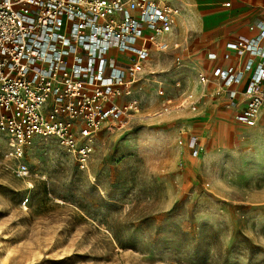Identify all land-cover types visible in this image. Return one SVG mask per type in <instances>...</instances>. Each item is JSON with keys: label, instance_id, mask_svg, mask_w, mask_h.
Wrapping results in <instances>:
<instances>
[{"label": "rangeland", "instance_id": "obj_1", "mask_svg": "<svg viewBox=\"0 0 264 264\" xmlns=\"http://www.w3.org/2000/svg\"><path fill=\"white\" fill-rule=\"evenodd\" d=\"M183 1L163 2L181 17ZM175 35L182 48L146 64L142 116L99 130L86 169L44 137L28 178L0 166V264H264V119L237 124L211 100L156 114L161 90L171 107L205 92L193 30Z\"/></svg>", "mask_w": 264, "mask_h": 264}, {"label": "built area", "instance_id": "obj_2", "mask_svg": "<svg viewBox=\"0 0 264 264\" xmlns=\"http://www.w3.org/2000/svg\"><path fill=\"white\" fill-rule=\"evenodd\" d=\"M163 1L0 0L1 167L13 161L14 175L28 178L26 149L44 137L56 139L86 169L99 130L142 116L138 94L148 60L181 47L171 41L181 8ZM250 28L252 37L235 42L242 67L217 68L214 95L237 109L235 121L252 127L264 106V21ZM198 76L203 87L212 81L204 72ZM246 78L244 90L234 88ZM163 96L161 90L156 114L195 110L202 98L188 92L171 107ZM179 129L183 144L186 133Z\"/></svg>", "mask_w": 264, "mask_h": 264}, {"label": "crops", "instance_id": "obj_3", "mask_svg": "<svg viewBox=\"0 0 264 264\" xmlns=\"http://www.w3.org/2000/svg\"><path fill=\"white\" fill-rule=\"evenodd\" d=\"M183 2L189 4V9L185 10L181 17L179 15L177 23L193 30L190 44L193 52L199 57L194 61V64L200 69V72H204L212 79L206 87H203L205 89L203 94L199 91L200 93L195 92V95L204 96L201 98V100H204L203 102L206 100L217 101L218 103L215 104V108L220 109L225 107L226 111H229L234 119L237 109L231 105L229 106V101L226 100V97L214 95L217 86L215 71L217 68H224L229 64L239 68L242 67L245 58L236 55L235 42L238 38L252 37L255 33L250 28L251 25L258 21H264V0H184ZM227 2H230V5H226ZM171 41L179 43L176 35L171 37ZM180 46L179 49L171 48L169 50H180L182 45L180 44ZM184 51H187V49ZM159 53L162 52H154L152 56ZM209 53H216L217 58L210 59L208 57ZM226 53L231 54L229 59L224 58ZM247 81V78L244 79L242 83L235 85L234 88L244 90L247 86ZM242 99L243 97L239 95L236 102L242 101ZM217 109L214 110L217 111ZM195 110L183 108L179 109L178 112H193ZM260 118L264 119V106L262 107ZM234 122L245 125L238 123L235 119ZM220 124V129L228 128L227 122H221Z\"/></svg>", "mask_w": 264, "mask_h": 264}]
</instances>
